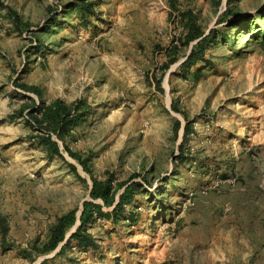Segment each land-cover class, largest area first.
I'll return each mask as SVG.
<instances>
[{
    "label": "rangeland",
    "instance_id": "374dc122",
    "mask_svg": "<svg viewBox=\"0 0 264 264\" xmlns=\"http://www.w3.org/2000/svg\"><path fill=\"white\" fill-rule=\"evenodd\" d=\"M191 22L212 41L183 67ZM58 98L64 138L37 121ZM95 177L136 189L86 245ZM43 261L264 264V0H0V264Z\"/></svg>",
    "mask_w": 264,
    "mask_h": 264
},
{
    "label": "trees",
    "instance_id": "16d2710c",
    "mask_svg": "<svg viewBox=\"0 0 264 264\" xmlns=\"http://www.w3.org/2000/svg\"><path fill=\"white\" fill-rule=\"evenodd\" d=\"M11 13L14 11L11 9ZM183 16L186 18L185 13ZM190 21L194 22L192 18ZM191 22V24H192ZM190 23V22H189ZM186 33V41L191 42L195 39L200 38L197 43L193 46L192 51L187 56L186 60L183 62V67L193 66L198 64L206 55L207 46L212 41V34L209 33L204 35L199 28L194 24L189 26ZM29 88L31 86H28ZM79 102L67 103L62 98H58L50 104L43 107L42 116H37V121L41 124L47 122L49 127H52L54 131L57 132L58 136L64 138L65 128L75 121L78 111ZM40 139L46 144L47 148L54 153H61V148L59 142L54 140L52 135H41ZM70 153L77 157L85 168L90 171V168L86 164L85 158L68 146H66ZM75 167V166H74ZM94 183L91 190V194L96 199H102L108 205H115L112 212H106L103 210V205L99 202L85 201L84 209L81 213V225L73 233V236L81 241L83 244L89 245L93 244L95 238L92 233L84 231L86 224L93 219L95 216H101L113 221H117L118 213L123 209L124 205L130 203L134 200L135 186L136 182L129 183L128 181H120L115 183L112 177L100 180L98 178H93ZM124 187L123 192L120 194L119 201L116 203L117 195ZM77 220L76 210H72L64 216L60 217L57 224L53 229V238L49 246L45 249L50 251L55 249L58 244L63 241L66 237V228L68 225L75 223ZM44 264V261L41 263Z\"/></svg>",
    "mask_w": 264,
    "mask_h": 264
}]
</instances>
